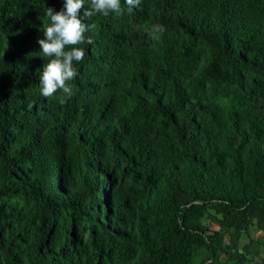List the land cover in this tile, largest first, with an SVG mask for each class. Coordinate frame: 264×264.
I'll use <instances>...</instances> for the list:
<instances>
[{
    "label": "trees",
    "instance_id": "1",
    "mask_svg": "<svg viewBox=\"0 0 264 264\" xmlns=\"http://www.w3.org/2000/svg\"><path fill=\"white\" fill-rule=\"evenodd\" d=\"M46 7L63 0H0V264H245L222 241L264 230V0L82 8L92 43L63 105L40 95Z\"/></svg>",
    "mask_w": 264,
    "mask_h": 264
},
{
    "label": "clouds",
    "instance_id": "2",
    "mask_svg": "<svg viewBox=\"0 0 264 264\" xmlns=\"http://www.w3.org/2000/svg\"><path fill=\"white\" fill-rule=\"evenodd\" d=\"M140 2L123 0L122 7L121 0H88L85 8V0H63V7L59 11L46 7L44 15L48 23L44 27V38L37 40L42 56L48 58L39 74L40 95L49 98L59 91L58 102L61 105L74 95L69 83L78 75L74 64L82 62L85 56V50L79 45L92 43L91 37L86 38L85 34L94 28V24H85L79 18L82 8L83 16L90 21L97 15L107 17L110 13H130L139 7ZM133 27L139 29V26ZM164 31L161 24H153L147 29L149 37L156 41H159Z\"/></svg>",
    "mask_w": 264,
    "mask_h": 264
},
{
    "label": "rangeland",
    "instance_id": "3",
    "mask_svg": "<svg viewBox=\"0 0 264 264\" xmlns=\"http://www.w3.org/2000/svg\"><path fill=\"white\" fill-rule=\"evenodd\" d=\"M214 92H210L214 100L223 107L229 108L231 105L230 93L227 89L221 85L215 87ZM219 213L215 212L213 208H207L204 216L200 218L201 224L205 225L209 230H216L218 228L214 218H218ZM154 228V224L150 225ZM235 241V247L237 251L246 253L244 261L245 264H264V230L260 229L251 220L245 229L234 231L232 228H228L227 231H223V244L228 246L230 242ZM219 261L226 262V264H236L231 260H228L222 250H219ZM202 256V250H199L195 255L194 262H197ZM141 258V256H138Z\"/></svg>",
    "mask_w": 264,
    "mask_h": 264
}]
</instances>
